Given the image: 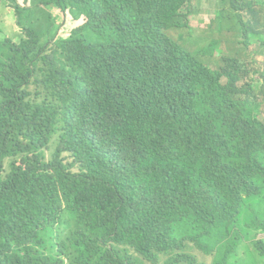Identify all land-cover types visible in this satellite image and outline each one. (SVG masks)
I'll return each mask as SVG.
<instances>
[{
	"label": "trees",
	"instance_id": "obj_1",
	"mask_svg": "<svg viewBox=\"0 0 264 264\" xmlns=\"http://www.w3.org/2000/svg\"><path fill=\"white\" fill-rule=\"evenodd\" d=\"M196 1L0 0V264H264V0Z\"/></svg>",
	"mask_w": 264,
	"mask_h": 264
},
{
	"label": "rangeland",
	"instance_id": "obj_2",
	"mask_svg": "<svg viewBox=\"0 0 264 264\" xmlns=\"http://www.w3.org/2000/svg\"><path fill=\"white\" fill-rule=\"evenodd\" d=\"M241 0H238V3ZM194 7L197 9V12L194 14L192 25L198 27L200 24H209L210 20L214 17L216 14V10L220 7H231V1L230 0H197ZM1 12V9H0ZM67 19H68V25L63 28L64 32H69L73 30L75 27L81 25L83 23V18L76 19L73 17V15L69 12L67 13ZM2 17H0V43L3 42L6 38V36L12 35L11 33H6V30L10 27V22L7 19L12 18L11 14H5L2 12ZM4 17V18H3ZM63 19H58V23L63 22ZM171 34L175 39H178L182 34H180V29H174ZM225 38L223 45L225 47V51L228 52L229 47H237L238 44L232 43V39L234 37V30L232 29H225L224 34L220 35V33L217 32V38L218 37ZM229 40V41H228ZM254 40V38L252 39ZM207 44V41H206ZM208 65H210L212 68H218L222 64V59L220 57V54L218 52H214L212 55L209 53H202L199 55ZM260 62H264V55L257 57ZM62 210H59V213ZM57 220V219H56ZM58 221V220H57ZM260 238H264V235H261ZM192 254H194L198 259L202 260L206 264L212 263V258L210 256H205L202 254L199 250L193 249L190 251Z\"/></svg>",
	"mask_w": 264,
	"mask_h": 264
},
{
	"label": "clouds",
	"instance_id": "obj_3",
	"mask_svg": "<svg viewBox=\"0 0 264 264\" xmlns=\"http://www.w3.org/2000/svg\"><path fill=\"white\" fill-rule=\"evenodd\" d=\"M231 6H232V4H231ZM220 8H222V7H220ZM227 8V7H226ZM229 9V8H228ZM243 13H246V11H243ZM261 236V235H260ZM260 236H259V239H264V238H260ZM249 246H251L250 244H249Z\"/></svg>",
	"mask_w": 264,
	"mask_h": 264
},
{
	"label": "crops",
	"instance_id": "obj_4",
	"mask_svg": "<svg viewBox=\"0 0 264 264\" xmlns=\"http://www.w3.org/2000/svg\"><path fill=\"white\" fill-rule=\"evenodd\" d=\"M4 18V17H3Z\"/></svg>",
	"mask_w": 264,
	"mask_h": 264
}]
</instances>
